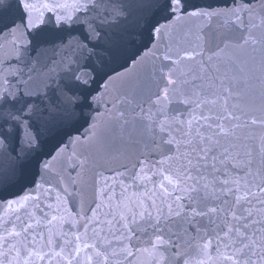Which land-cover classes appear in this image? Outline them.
<instances>
[{
	"label": "snow or ice",
	"instance_id": "snow-or-ice-1",
	"mask_svg": "<svg viewBox=\"0 0 264 264\" xmlns=\"http://www.w3.org/2000/svg\"><path fill=\"white\" fill-rule=\"evenodd\" d=\"M0 264H264V0H0Z\"/></svg>",
	"mask_w": 264,
	"mask_h": 264
}]
</instances>
